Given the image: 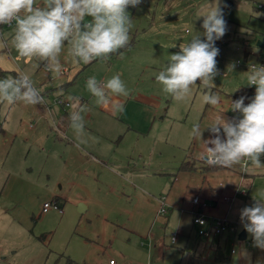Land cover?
<instances>
[{"label":"rangeland","instance_id":"1","mask_svg":"<svg viewBox=\"0 0 264 264\" xmlns=\"http://www.w3.org/2000/svg\"><path fill=\"white\" fill-rule=\"evenodd\" d=\"M217 3L228 25L216 41L220 74L213 91L220 104L203 102L206 89L199 82L191 97L177 102L162 91L155 75L181 43L198 34L205 39L203 17H198ZM128 12L132 40L123 58L113 54L110 62L84 64L66 44L61 54L66 73L58 77L38 58L17 53L15 24L0 28V79L27 74L44 99L36 105L0 102V264H264V251L253 246L247 231V238L234 245L232 238L226 244L225 237L220 240L227 261L216 259L217 246H209L212 254L204 252L206 239L197 234L189 211L180 210L189 207V197L208 185V178L212 186L228 185L231 175L224 172L197 171L189 177L180 167L196 159L203 168V140L211 135L206 128L218 115L239 116L231 101L246 96L247 104L254 97L247 76L264 55L258 44L264 46V0H143ZM117 73L129 93L116 101L123 112L98 106L86 88L89 77L106 80ZM62 84L68 88L58 95ZM80 104L89 111L85 135L77 138L59 118ZM196 123L205 129L202 139L191 135ZM232 168L243 171L240 165ZM243 172L255 175L246 190L260 198L264 166L248 165ZM240 193L239 203L245 198ZM166 196L173 207L169 216L158 213ZM56 198L62 212L53 205L43 212L44 204ZM221 202L223 212L227 202Z\"/></svg>","mask_w":264,"mask_h":264},{"label":"clouds","instance_id":"2","mask_svg":"<svg viewBox=\"0 0 264 264\" xmlns=\"http://www.w3.org/2000/svg\"><path fill=\"white\" fill-rule=\"evenodd\" d=\"M143 0H0V25L15 23L13 44L17 53L25 58H38L45 69L58 77L63 71L61 54L65 45L68 51L84 64L94 61L106 63L113 54L130 47L133 19L129 7H138ZM201 34L194 35L187 43L179 45L180 51L171 54L167 66L155 75L162 91L177 102L192 96L196 85L206 89L203 102L212 107L220 104L221 97L213 91L214 79L219 75L217 56L220 49L216 41L227 32L228 25L218 3L203 11ZM247 86H255V95L245 104L246 96L231 101V110L239 116H216L206 129L211 133L203 140L201 158L210 166L231 168L248 165L264 166V66L253 65L247 76ZM88 92L96 104L105 109L123 112L124 106L117 99L127 96L128 89L119 73L110 79L98 80L95 76L86 81ZM62 95V91L58 93ZM0 102L25 105L44 103L43 96L29 75L18 73L15 77L0 79ZM86 105L75 107L70 113V127L77 138L85 135L84 113ZM205 130V129H204ZM200 124L193 125L191 135L202 139ZM81 143L87 141L81 139ZM242 227L253 239V246L264 251V193L253 197V203L240 210Z\"/></svg>","mask_w":264,"mask_h":264},{"label":"crops","instance_id":"3","mask_svg":"<svg viewBox=\"0 0 264 264\" xmlns=\"http://www.w3.org/2000/svg\"><path fill=\"white\" fill-rule=\"evenodd\" d=\"M262 45H261V47L264 48V46H262ZM120 57H121L120 54H118L117 58H120ZM47 83L49 84V82H47ZM64 86H65V84L59 85V87H58L59 89L57 91L60 92V91H62L64 89L67 90L68 86L66 85L65 86L66 88H64ZM141 98L143 100L148 101L147 99H145L143 97H141ZM155 103L156 102L152 101V104H155ZM65 105H69L70 106V103L69 102L65 103ZM80 105H83V104H80ZM69 117H70V114L64 113L59 118V121H62V125L64 126L65 130L70 125ZM199 160H200V158H199ZM184 161H189V159H186ZM196 163H197V161H196ZM197 166H198V164H196L195 167H197ZM205 167H206V165L205 166L203 165V168H205ZM203 168L198 169L197 171H199V173H207V174H218V173H223L224 172V174H226V175H231L230 180L228 181V183H226V184H228L227 186H225L224 183H219L218 186H212L210 181H209L210 178H208L207 179V184L208 185L202 184L200 189H198V191L195 193V194L202 195V197L207 201V203H208V208H207L208 214H210L211 216H216V217H220V216L224 215V216H227L231 220H236V221L240 220L241 221V219H240V210L242 208H244L245 206H250L253 203V197H256L254 195L250 197V190H246L248 188V186L252 187L254 185V182H255L254 180L256 179L255 175L254 174H248V173L245 174L243 171L240 172L239 170H234L232 167L231 168H224V169H221V170L215 171V172L204 171ZM197 171H183V173L189 174L188 176L190 177V176H193V172H197ZM206 176H209V175H206ZM243 186L245 187L244 189L247 191V195H243L242 194V196H244L245 198H244V200H242L239 203V201L237 200V197H236V193H240V191L242 190L240 188H242ZM230 193H232V194H230ZM193 196L189 197V199H188L189 203H190L189 207L186 208V209H180V210H184V211H189V213L188 212L187 213L190 215L191 220H192L191 198ZM225 196H234V201L231 202V203H227V204L225 203V206L227 207V210H225V207H224V211L222 212L221 206H222L223 203L221 202V200L226 202L224 200ZM165 198H166L167 203H168V201L170 202V200H168L167 196ZM181 201L183 202L184 199L182 198ZM168 204L170 206L169 211H168V213L166 215H163V216H169V214L172 212V208L173 207H172V205L170 203H168ZM60 212H61V210H60ZM231 212H232L233 217H229V214L231 215ZM243 230H242V232H243ZM244 231H246V230H244ZM246 236H247V233H246ZM206 243H207L208 246L206 248L203 246L202 250L204 249L203 250L204 252L206 250H208V253H210V254H212L213 252H211V250H210L211 248L209 249V246H212V245L213 246H217V247L219 245L221 246L219 240H210V241L206 240ZM224 243L226 244L227 241L225 240ZM234 244H235V242L233 243V245ZM202 253H201L200 257H203ZM0 259H2V257Z\"/></svg>","mask_w":264,"mask_h":264},{"label":"built area","instance_id":"4","mask_svg":"<svg viewBox=\"0 0 264 264\" xmlns=\"http://www.w3.org/2000/svg\"><path fill=\"white\" fill-rule=\"evenodd\" d=\"M15 23L13 22L12 25ZM12 25H6V26H12ZM0 28L2 26L0 25ZM255 66H264V55L261 56L259 64H251L250 68ZM66 70L63 69L62 74H65ZM201 162L209 164L207 161V158H200ZM243 171H245L242 168ZM242 194L247 195L246 190L240 191ZM224 200L227 203H231L234 201V196H225ZM160 202V208H159V214L166 215L169 211V204L166 201V198H161L159 200ZM55 206L52 202H46L44 204L43 212H47L51 206ZM191 215H192V224L196 228V232L199 235L200 238H204L206 240H219L223 237H225V240H229L230 238L236 241L239 239V235L244 229L242 227V223L240 220H231L227 216H211L207 212L208 203L207 201L202 197L200 194H195L191 198ZM183 211V210H181ZM62 212V211H61ZM176 241V237H173V242ZM234 248L232 249V253H234ZM1 253V251H0ZM110 264H116V261L110 260Z\"/></svg>","mask_w":264,"mask_h":264},{"label":"trees","instance_id":"5","mask_svg":"<svg viewBox=\"0 0 264 264\" xmlns=\"http://www.w3.org/2000/svg\"><path fill=\"white\" fill-rule=\"evenodd\" d=\"M2 27H4V25H1ZM6 26V25H5ZM125 49L121 50L122 52L124 51ZM3 71L0 70V74H2ZM17 74H15L16 76ZM196 161L195 160V163H190L189 161H184L182 164H181V167H180V171H197L198 168L195 167L196 166ZM204 171H209V172H215V171H219L221 169H224L223 167H218V166H210L209 164H206V167L203 168ZM52 203L55 204V206H57L61 211H62V203L60 202L59 198H56L54 201H52ZM218 253L215 254L216 256V259L220 260V261H227V258L224 256V253L222 251V247L219 245L218 248Z\"/></svg>","mask_w":264,"mask_h":264},{"label":"water","instance_id":"6","mask_svg":"<svg viewBox=\"0 0 264 264\" xmlns=\"http://www.w3.org/2000/svg\"><path fill=\"white\" fill-rule=\"evenodd\" d=\"M262 44H261V42L259 43V46H261ZM263 46V45H262ZM79 212H85V210H86V207H85V205L83 204V203H80V205H79ZM246 231H243V232H241L240 233V235H239V239L240 240H245L246 239Z\"/></svg>","mask_w":264,"mask_h":264}]
</instances>
